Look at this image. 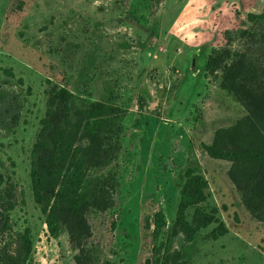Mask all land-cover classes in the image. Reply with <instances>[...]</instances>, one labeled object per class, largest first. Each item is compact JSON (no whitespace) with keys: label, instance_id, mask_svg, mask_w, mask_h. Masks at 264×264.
<instances>
[{"label":"rangeland","instance_id":"374dc122","mask_svg":"<svg viewBox=\"0 0 264 264\" xmlns=\"http://www.w3.org/2000/svg\"><path fill=\"white\" fill-rule=\"evenodd\" d=\"M263 10L264 0H0V264H154L155 245L187 264H264V203L250 208L232 161L204 148L248 115L221 86L224 66L240 60L247 86L264 88V22L247 18ZM209 55L218 63L206 67ZM55 87L74 94L71 124L91 101L111 109L86 171L91 233L79 239L64 223L49 233L30 183ZM76 142L89 144L83 132ZM187 167L206 178L198 206L215 218L190 238L170 231Z\"/></svg>","mask_w":264,"mask_h":264},{"label":"trees","instance_id":"16d2710c","mask_svg":"<svg viewBox=\"0 0 264 264\" xmlns=\"http://www.w3.org/2000/svg\"><path fill=\"white\" fill-rule=\"evenodd\" d=\"M247 18L252 22H264V10L259 14L248 13ZM217 63L216 58L209 55L206 67ZM244 73L242 62L238 59L232 61L224 66L221 86L238 98L248 112L247 117L229 128L218 129L212 143L204 145V148L213 158L232 161L229 177L243 191L247 205L253 209L264 203V88L247 86L242 77ZM73 98L74 94L65 87H55L51 93L50 108L40 121L41 129L31 151L30 183L33 199L46 215L49 233L57 235L61 223H64L69 233L79 239L89 237L91 233L84 215L93 203L87 192L86 171L92 154L99 150L96 147L99 146L104 122L111 109L106 102L91 101L86 110L78 112L79 118L71 124L68 113ZM55 104H59L65 112L62 124L59 113L52 110ZM79 132L88 138L87 148H82L76 142ZM206 187V178L196 168L187 167L184 170V181L179 189L176 214L170 231L181 232L190 238L197 230L215 221L212 213L198 206L205 200ZM190 207H194V211L187 218L186 212ZM163 227V214L157 212L154 240L160 236ZM216 232L224 233L226 229L219 224ZM30 243L29 232L25 230L23 248L26 253L30 250ZM161 248L153 246L154 264H187L179 260L177 253L158 256ZM82 260V256H79L77 264H82ZM103 264L115 263L106 260Z\"/></svg>","mask_w":264,"mask_h":264}]
</instances>
